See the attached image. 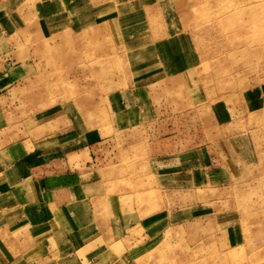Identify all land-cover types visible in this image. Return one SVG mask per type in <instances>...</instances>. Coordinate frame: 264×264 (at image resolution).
I'll use <instances>...</instances> for the list:
<instances>
[{
  "label": "rangeland",
  "instance_id": "obj_1",
  "mask_svg": "<svg viewBox=\"0 0 264 264\" xmlns=\"http://www.w3.org/2000/svg\"><path fill=\"white\" fill-rule=\"evenodd\" d=\"M187 2L159 0L157 11H180L201 65L150 92L131 127L114 124L110 97L129 72L114 33L92 34L95 29L45 40L28 76L9 91L13 125H29L40 118L37 111L74 107L100 142L94 166L123 210L147 192L154 202H139L141 215L165 209L169 225L151 238L150 249L119 253L110 264H264V110L244 108L250 93L253 106L264 100V0ZM198 145H207L212 163L234 177L164 190L156 159Z\"/></svg>",
  "mask_w": 264,
  "mask_h": 264
},
{
  "label": "crops",
  "instance_id": "obj_2",
  "mask_svg": "<svg viewBox=\"0 0 264 264\" xmlns=\"http://www.w3.org/2000/svg\"><path fill=\"white\" fill-rule=\"evenodd\" d=\"M158 6L159 0H0V264H110L119 253L150 249L151 238L168 227L164 208L139 213L142 201L154 202L151 192L123 210L94 166L100 142L74 107L37 111L41 120L29 125L7 119L9 91L28 76L45 40L98 29L92 34L114 33L123 48L128 78L110 98L115 128L131 127L150 92L202 62L180 11ZM254 98L250 93L244 103L247 112L264 110V100L253 106ZM207 148L164 151L155 161L163 189L232 179Z\"/></svg>",
  "mask_w": 264,
  "mask_h": 264
}]
</instances>
